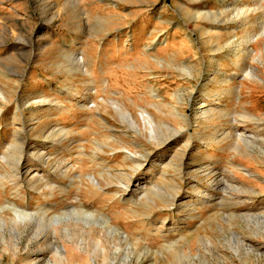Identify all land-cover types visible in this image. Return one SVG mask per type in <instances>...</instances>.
<instances>
[{"label": "rangeland", "instance_id": "374dc122", "mask_svg": "<svg viewBox=\"0 0 264 264\" xmlns=\"http://www.w3.org/2000/svg\"><path fill=\"white\" fill-rule=\"evenodd\" d=\"M0 92V174L14 181L21 149L20 181L57 186H21L28 209L77 198L128 235L115 249L89 232L105 249L95 264H264V0H0ZM238 133L252 141L236 151ZM62 239L65 264L92 263ZM12 251L0 264L27 261ZM33 253L54 264L48 244Z\"/></svg>", "mask_w": 264, "mask_h": 264}, {"label": "bare ground", "instance_id": "6f19581e", "mask_svg": "<svg viewBox=\"0 0 264 264\" xmlns=\"http://www.w3.org/2000/svg\"><path fill=\"white\" fill-rule=\"evenodd\" d=\"M231 53H232V51H231ZM227 57L230 58V56H227ZM234 57H236V60H238V57H239L238 51H237V54L235 52ZM81 61H83V60L75 59V62L77 63L78 66H83V62H81ZM250 72L252 74V71H250ZM0 98L3 100L4 103L7 102V100L1 94V92H0ZM172 108H174V107H172ZM115 109H117L119 111L118 115H120L122 118H124L125 122H127L128 127L133 128L137 132L141 131V128L139 127L137 119L133 118L131 113H129L126 110H121L120 108L118 109L117 107H115ZM117 110H115V111H117ZM210 112H212V111H210ZM173 113L175 116H179L180 118H182L183 121L186 118L185 116L180 114L176 109H173ZM138 115H139V119L144 124L143 127L147 128L146 130L149 131V135H150V137H152V127L149 123V121H150L149 118H151V117H149L148 113H146L145 111H139ZM206 115H207V112H206ZM206 115H205V117H206ZM210 115H212V114H210ZM226 116H227V114H226ZM146 130H144V131H146ZM233 130H235V129H233ZM64 131H60L59 133L63 135V134H65ZM220 135H219L220 137L214 138V143L224 142V140L230 136V132L226 131L225 133L223 132ZM248 138L249 137L238 133L237 138H236L237 140L233 143L234 147H232V149L238 151L240 149H243L242 145L245 146L246 148H248L249 143L252 141V140H250V138L249 139ZM21 148H22V146H21ZM19 150L20 151L18 152L19 153L18 157H16L14 159L15 161L10 165V168L13 172V174L12 175L10 174V176L13 177L14 181L10 182L7 179L4 180V176L0 174V247L1 248L11 249V251L13 250L16 254L23 251L24 258H26V260H27L24 264H38L39 260H36L37 258L34 259V257L31 258V254L33 253V251L35 249H36V251L42 250L44 248V245L48 244L50 246L51 252H52L53 257H54L53 263L54 264H65L66 259H67L66 254L62 253V251L59 249V246L57 244V236H59L61 238L62 242H64L62 238H69L75 246H81L82 249L84 250V252L88 253L89 257H91V259H92L91 264H95L96 259L94 257V252H96L100 255H104L105 249L101 248L98 241L97 240L94 241V239H92V238H91L92 240L90 241V243H87V241L85 240V236L89 232L94 231V230L98 231V233H101L103 235V238H105L106 241L111 243L115 249L118 248L115 245L116 242H120L121 240L123 242H127L129 240L128 235L125 234L124 232L120 231L117 225L112 224L110 221V218L105 213L101 212L100 210H99L100 212H97L96 210H87L85 208V205H83V203L77 198L75 199L76 205L69 204L67 207L65 206V208L61 207L62 209H60V212H57V213L48 214L47 213L48 209L42 208V207H38L37 210L28 209L27 205H25L23 202L25 197H26V194L22 190H20L21 186L27 185L32 190H37L39 192V194L45 195L44 196L45 198H47L46 196H52V194L47 195V193H44L42 191V189L47 188L48 191L52 192L54 189L57 188V186H54V183L45 184L44 186H41L40 185L41 183L38 184L39 178L36 179L34 177H31L30 179L28 178L29 180L25 179L26 180L25 182L20 181V175H18L19 174V164L23 158L24 159H26V158L24 156V153H22V150L21 149H19ZM129 155L130 154H127L128 157H131ZM4 157H3V159H4ZM92 158L94 159L96 157L92 156ZM5 161H6V158H5ZM6 162L9 163L8 161H6ZM45 163H47V160L45 161ZM24 172H25V174H28L27 173L28 169H25ZM204 173H205V171H204ZM25 176H24V178H25ZM85 177H86V180H88L89 185L93 186L91 188H94V186L99 185L97 180L94 178V176L92 174H87V175H85ZM29 181H32V182L30 183ZM72 183H74L73 180H71V184L69 185V187H67V188L64 187L65 189L62 188V190L64 192H68L70 186H72ZM7 191H10V193ZM144 194H146V193H144ZM155 200L156 199H153V198H147L143 202H141L140 200L139 201L142 203L140 205L143 208L144 207L148 208V207H150V205L152 203L155 204V202H156ZM162 203L166 207H169L173 204L171 200L170 201L166 200V201H163ZM163 204H162V206H163ZM135 205H137V204H135ZM138 208H140V207H138ZM143 210H142V212H143ZM145 212H147V211H145ZM139 214H141V213L139 212ZM149 215H151V214H149V213L146 214L143 212V214H141V217L142 216L147 217ZM31 219L33 220V223H31V225H30V223L28 221ZM26 222L29 223V225H27ZM148 224H153V223H152V221H148ZM25 227L28 228L29 232L26 231V232H28V234L25 235V239L22 238L23 240H21V236L25 232V231L23 232ZM232 236H234V238H235V240H234L235 248H240L241 245H240V239L238 238L239 236H237L236 233H233ZM88 245L91 247V250L87 249ZM208 245H209L208 249L213 247V245L210 244V242H208ZM63 247L65 248V245ZM235 251H236V249H235ZM147 252H149V251H147ZM117 253H118V251H117ZM211 253L214 254L218 259H220V260L223 259L221 257V255L217 253V250L211 251ZM126 257H128V256H126ZM138 259H140V255H137V257L134 260L137 261ZM105 260H107V259L105 258ZM42 261H44V260H42ZM47 261L49 262V260H47ZM122 263H123V261H122ZM111 264H114V263L111 262Z\"/></svg>", "mask_w": 264, "mask_h": 264}]
</instances>
